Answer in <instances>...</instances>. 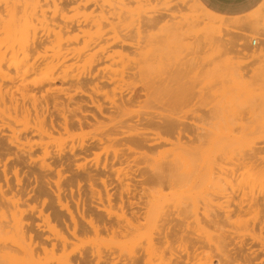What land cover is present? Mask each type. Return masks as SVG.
<instances>
[{
  "label": "rangeland",
  "instance_id": "374dc122",
  "mask_svg": "<svg viewBox=\"0 0 264 264\" xmlns=\"http://www.w3.org/2000/svg\"><path fill=\"white\" fill-rule=\"evenodd\" d=\"M24 3L0 0V264H264V4L235 19L197 0L8 14ZM136 130L149 142L131 152ZM23 229L48 252L32 259Z\"/></svg>",
  "mask_w": 264,
  "mask_h": 264
},
{
  "label": "bare ground",
  "instance_id": "6f19581e",
  "mask_svg": "<svg viewBox=\"0 0 264 264\" xmlns=\"http://www.w3.org/2000/svg\"><path fill=\"white\" fill-rule=\"evenodd\" d=\"M28 0H25V8L20 10V11H16L15 9L13 10H9L8 11V14L11 15V16H18V15H22L23 18H33V17H41L42 18V21L43 22H46L47 21V15L44 11H41V15L38 14L35 10L34 11H29L27 6H28V3H27ZM33 2H35V5L38 6L42 0H32ZM44 1H48V0H44ZM79 1V4H78V7L81 6V4H83L84 6H88L90 4H93V5H98L99 3V0H52L53 2V5H54V10H53V17H52V21H53V18H56L57 16H60L62 18L65 17V13L69 10V8L78 3ZM102 20H108L106 18V16H103ZM228 25L222 21H217V22H213V24L211 25V27L215 30V31H220L223 27H227ZM57 28H59V32L57 33L58 36L61 35V31H63V29L67 30L69 29L68 25H64V27H61V26H57ZM236 87L238 88V90L240 91L239 95L240 96H243V94L248 91V87H249V84L247 82H240V83H237L236 84ZM226 94L229 95V99L228 101L231 100L230 103H235V102H232V99L233 97H231L230 94H232V91L231 90H227L226 91ZM238 99H240V97H238ZM98 109L100 111L103 110V107L100 105L98 106ZM165 117V116H164ZM183 123V121H180ZM148 124L150 125V122H148ZM170 128L174 129H178V126L176 123H170L169 124ZM160 128V126H159ZM39 130H43L42 128H40ZM65 130L68 131L69 130V126H68V123L66 122V126H65ZM103 132V130H102ZM184 131L180 132L179 133V137H178V142L179 144H181V138H182V133ZM149 131H144V130H136L135 133H131V138L132 139V145H134V147L132 146L131 147V152H136L137 151V148H144L145 144H147L149 142V139L146 138V134H148ZM184 134V133H183ZM154 135L158 138V140H164L162 137H161V134L160 133H154ZM137 138V139H136ZM136 139V140H135ZM100 141L102 142L103 139H100ZM110 142H111V139H110ZM110 148H105L104 151L106 153H108ZM114 153H115V156L117 157L120 153V150H114ZM148 157V156H147ZM79 169H85L86 166L85 165H80L78 166ZM60 174V173H59ZM118 174H119V179H120V176L122 174V170H119L118 171ZM20 182V181H19ZM103 184L105 185V187L107 188V182L106 181H103ZM127 190H130V187L128 185L127 187ZM98 196H99V200L100 202L102 203V198H101V194L100 192H98ZM108 201H109V205L111 206V196L108 197ZM21 202V200H17V201H12L13 204L15 205H19V203ZM63 208H66L67 210H69V207L68 205H63L61 204ZM111 213V212H109ZM49 218H47L48 220ZM19 222L22 221V219H19L18 220ZM88 225L89 227L92 229V231L96 234V235H99L101 234L104 230L108 231L107 228H102L101 226H99L97 224V222H95L93 219L89 220L88 221ZM53 229L56 230V228L54 227ZM85 233L86 232V229L84 227L82 228H78L77 224H75V228L73 230V232L71 233L72 236L74 238H78V234L79 233ZM113 235H116L118 232L116 231V229H111L110 231ZM23 238H28L29 240V243L26 245V253L32 258V259H35L36 257V254L39 253V250H41L42 252L44 253H47L48 252V249L44 246L45 243L42 242L43 240L41 239V237H36L37 239H41V242H36V238L35 236L33 235H29L27 237V232L23 229L22 232H21ZM68 240L67 238H63V241H62V248L63 249H66V247L68 246ZM58 248V247H57ZM53 250H56V245H53L52 246V251ZM102 260V257L99 258L98 260V263L99 264ZM83 264H89V262H87V260L84 258L83 259ZM131 264V263H130ZM132 264H141V260L140 259H135V261L132 263Z\"/></svg>",
  "mask_w": 264,
  "mask_h": 264
},
{
  "label": "crops",
  "instance_id": "0c3cea01",
  "mask_svg": "<svg viewBox=\"0 0 264 264\" xmlns=\"http://www.w3.org/2000/svg\"><path fill=\"white\" fill-rule=\"evenodd\" d=\"M207 11L218 17H245L264 4V0H197Z\"/></svg>",
  "mask_w": 264,
  "mask_h": 264
}]
</instances>
